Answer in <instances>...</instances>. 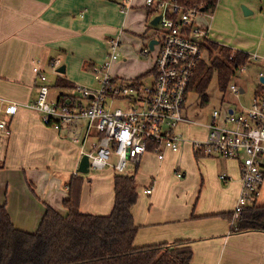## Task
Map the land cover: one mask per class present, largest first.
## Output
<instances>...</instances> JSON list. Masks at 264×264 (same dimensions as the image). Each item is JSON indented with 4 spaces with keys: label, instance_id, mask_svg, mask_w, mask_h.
I'll return each mask as SVG.
<instances>
[{
    "label": "crops",
    "instance_id": "0c3cea01",
    "mask_svg": "<svg viewBox=\"0 0 264 264\" xmlns=\"http://www.w3.org/2000/svg\"><path fill=\"white\" fill-rule=\"evenodd\" d=\"M124 2L0 0V99H4L0 100V121L6 120L10 130L8 133L0 127V204L6 205L17 229L36 232L48 206L66 215L64 201L70 197L72 181L77 185V179L83 180L79 202L82 212L108 214L113 209L116 173L111 168L89 176L80 172L81 146L66 130L46 125L42 112L28 104L38 95L35 64L45 69L53 84L60 72L52 69L49 62L58 58V68L66 67L62 77L88 85L94 77L92 66L106 59L108 38L117 37L120 42L124 35L132 42L140 39L137 33H125L126 19L135 8V16L144 25L138 30L141 33L151 27L153 12L145 0H132L127 10L122 9ZM218 5L211 15L213 32L203 19L208 26L207 40L253 55L255 58L240 72L253 67V77L260 76L264 73V0H219ZM243 5L252 12L245 14ZM149 36L146 33L142 38ZM156 54L154 50V63ZM121 57L120 62L115 60L111 65L114 76L128 80L151 76L154 63L148 70L139 61L134 45H126ZM203 60L209 62L207 48ZM114 71L129 73L133 78L115 75ZM213 77L217 78L218 90L212 97L209 88ZM213 77L206 91L207 102L198 92L190 91L196 99L190 100L189 111L204 122L181 123L178 130L185 138H200L194 125L204 126L201 138L206 136L205 122L210 116L202 109L211 106L212 100L213 109L246 108L242 104L239 108L225 106L226 94L220 89L218 74ZM52 89L51 85V97L55 100L61 93L75 94L74 90L58 88L61 91L53 97ZM239 89L240 94L247 92L246 87ZM260 89V94L264 93V87ZM177 170L184 176L179 177ZM136 172L133 176L139 197L131 209L138 226L135 245L182 240L191 245L192 264H264V230H238V223L234 225L229 216L242 186L237 160L197 154L189 140L179 151H167L162 160L153 152H146ZM221 174L228 179L223 181ZM149 186L153 187L152 193L145 191Z\"/></svg>",
    "mask_w": 264,
    "mask_h": 264
},
{
    "label": "built area",
    "instance_id": "2783aa9c",
    "mask_svg": "<svg viewBox=\"0 0 264 264\" xmlns=\"http://www.w3.org/2000/svg\"><path fill=\"white\" fill-rule=\"evenodd\" d=\"M131 1L125 0L122 9L127 10ZM145 4L153 17L160 15L156 24L150 23L156 29L158 43L153 49L148 45L142 50L146 56L157 52L151 76L128 80L111 73L112 63L121 57L117 37L109 38L106 59L92 66L99 86L76 84L74 96L64 102L52 99V83L45 69L39 63L33 68L38 95L28 106L42 112L46 125L66 130L80 144L81 154L88 155L91 169L111 168L115 173L131 175L130 165L138 166L146 152L162 160L167 151H179L186 138L178 126L197 122L189 115L188 101L208 38V26L201 23L199 16L207 13L202 6L189 7L177 0H145ZM60 63V59H52L49 66L58 72ZM260 76L264 77V73ZM228 92L239 94V85L232 82ZM230 109L214 108L205 122L206 136L192 139V145L196 153L239 162L242 186L232 216L236 225L243 211L263 196L264 93L249 107L233 112ZM0 127L10 133L6 120L0 121ZM176 173L184 176L181 170ZM220 178L228 179L226 174ZM145 191L152 193L153 187Z\"/></svg>",
    "mask_w": 264,
    "mask_h": 264
},
{
    "label": "trees",
    "instance_id": "16d2710c",
    "mask_svg": "<svg viewBox=\"0 0 264 264\" xmlns=\"http://www.w3.org/2000/svg\"><path fill=\"white\" fill-rule=\"evenodd\" d=\"M177 1L189 7L202 6L208 14L214 13L219 2ZM205 48L209 50V62H199L191 83V89L202 96L203 102L209 100L206 91L215 73L220 89L226 94L241 68L249 65L254 57L210 39L205 42ZM57 75L52 87L74 90L76 83L62 77L63 73ZM260 83V88L264 87V82ZM260 88L255 98L261 95ZM70 96L61 93L58 101L64 102ZM82 181L77 179V185L72 181L70 197L64 201L68 213L62 215L48 206L36 232L17 229L6 205L0 204V264H192L193 250L186 241L134 244L138 226L131 209L139 191L133 175L115 174V201L108 214L79 209ZM237 229L264 230V202L249 205Z\"/></svg>",
    "mask_w": 264,
    "mask_h": 264
},
{
    "label": "rangeland",
    "instance_id": "374dc122",
    "mask_svg": "<svg viewBox=\"0 0 264 264\" xmlns=\"http://www.w3.org/2000/svg\"><path fill=\"white\" fill-rule=\"evenodd\" d=\"M143 2V0H140ZM219 6V5H218ZM135 9V8H134ZM133 9V11H134ZM132 10V9H131ZM130 10V11H131ZM217 8L214 10V12H216ZM131 11L130 14L128 15L127 19H126V25H125V33H129V32H132L133 34L137 33V36H139V40L138 39H135L133 40V42L129 39H124L126 37V35H124L122 38H121V46H120V51L122 53V51L124 50V47L126 45H134L135 48H136V51H137V57L139 59V61L141 63H144L146 65V67L148 68V70L152 67L153 63H154V59H153V54H154V51H151L150 55L149 56H145L142 54V50L148 46V43L150 41V38H154L156 35H158L156 33V29L155 28H152V27H149L146 28L145 31L141 32V33H138V30L142 28V25H141V19L138 18V16H135V13ZM213 15V14H212ZM209 18V20H207L206 18ZM211 17V18H210ZM203 19L205 20L206 24H210L211 27H212V32H213V21L214 19L212 18V16H210V14H206L204 15V17H201V23H203ZM146 22V21H145ZM144 26V25H143ZM215 29V28H214ZM147 35H151V37L149 36V38H142V35L146 34ZM160 36V34H159ZM109 40V38H108ZM108 40H107V44H105V47H106V50L105 52L108 50ZM145 41V42H141V41ZM219 41V40H218ZM123 56V54H122ZM123 57H120L118 59V61L120 62L121 59ZM101 63V62H99ZM151 66V67H150ZM147 70V71H148ZM253 67H250L246 72H239V74L237 75V77L235 78L234 82H236L240 87H246V90L247 92L246 93H241L239 92V94H233V93H230V92H227L224 98V104L225 106H232L234 108L238 107L242 104L244 107H249L247 106L248 103H251L254 99V92L256 90V85L260 82V76H257V77H253ZM115 75H119V76H122V77H126V78H133V75H130L129 73H124L122 71H114L113 72ZM91 80H92V83L91 84H85L86 86H89L91 88H95V87H98L99 86V83L98 81L94 80V77L92 79L91 77ZM254 84V86H253ZM52 96H56L61 90H59L58 88H54L52 87ZM218 90L217 88V78L216 77H213V80L211 82V85H210V88H209V92L211 93L212 97H213V93H215L216 91ZM76 93H80L79 91H76ZM196 97L194 96V94L191 95V93L189 94V101H188V104H189V107H190V100H195ZM253 99V100H252ZM213 102L215 101H211L210 104H212L211 106L209 107H206L204 109H202V111L205 112V115H209L210 116V112L213 111ZM200 103V102H199ZM118 105H121V102L118 103ZM201 107V105H200ZM218 108V107H217ZM196 114V113H195ZM189 115L197 122H204L203 120L199 119V118H196L194 113H191L189 111ZM196 115H199L196 114ZM209 120V119H208ZM194 127L196 128L197 130V136H199L200 138L204 136V133H205V128L204 126H198V125H194ZM178 130V128H177ZM179 131V130H178ZM192 141L191 138L187 137L186 138V141ZM80 145V144H79ZM87 150H89V146L86 147ZM213 157V156H212ZM150 165H152V162H150ZM142 166H143V163H142ZM104 169H107V168H104ZM104 169H91L89 172L87 173H83L84 175L86 176H89V175H93L95 173H101V171H103ZM137 170V166H133V165H130L129 167V173L131 175L135 174ZM140 171H142V167L140 168ZM137 174V172H136ZM150 171L148 172V178L150 177ZM263 192H264V188H263ZM263 198H261L259 200V203H262L263 202Z\"/></svg>",
    "mask_w": 264,
    "mask_h": 264
},
{
    "label": "water",
    "instance_id": "95a60500",
    "mask_svg": "<svg viewBox=\"0 0 264 264\" xmlns=\"http://www.w3.org/2000/svg\"><path fill=\"white\" fill-rule=\"evenodd\" d=\"M243 10H244V13L245 14H249L251 13L252 11L246 6V5H243ZM202 10H204V8H202ZM160 18V15L159 16H156L155 19L152 21L153 24H156L158 19ZM158 40L155 39V38H152L150 41H149V47L151 49L154 48V45L155 43H157ZM66 71V67L65 65H61L59 68H58V72L60 73H65ZM261 80L264 82V77H261ZM233 110L231 109V112ZM79 171L82 172V173H87L90 171V159L88 157L87 154H83V156L81 157V160H80V164H79V167H78Z\"/></svg>",
    "mask_w": 264,
    "mask_h": 264
}]
</instances>
